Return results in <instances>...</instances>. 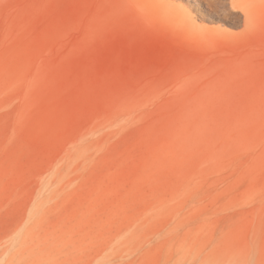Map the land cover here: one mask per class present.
Segmentation results:
<instances>
[{"label":"rangeland","instance_id":"374dc122","mask_svg":"<svg viewBox=\"0 0 264 264\" xmlns=\"http://www.w3.org/2000/svg\"><path fill=\"white\" fill-rule=\"evenodd\" d=\"M2 250L264 264V0H0Z\"/></svg>","mask_w":264,"mask_h":264},{"label":"bare ground","instance_id":"6f19581e","mask_svg":"<svg viewBox=\"0 0 264 264\" xmlns=\"http://www.w3.org/2000/svg\"><path fill=\"white\" fill-rule=\"evenodd\" d=\"M233 2L234 0H231V3ZM42 254H45L44 251L22 252V251L2 250L0 251V264H40L42 261L41 257H43ZM27 256L31 257V261L26 260ZM222 264H247V263L231 261V262H224Z\"/></svg>","mask_w":264,"mask_h":264}]
</instances>
